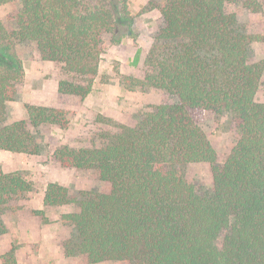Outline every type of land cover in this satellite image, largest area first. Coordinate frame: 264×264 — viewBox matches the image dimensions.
Listing matches in <instances>:
<instances>
[{"label":"trees","instance_id":"obj_1","mask_svg":"<svg viewBox=\"0 0 264 264\" xmlns=\"http://www.w3.org/2000/svg\"><path fill=\"white\" fill-rule=\"evenodd\" d=\"M18 1L16 28L0 21V150L34 155L42 125L65 128L67 112L26 105V117L7 122L23 68L13 40L33 41L43 60L58 62L67 76L61 95L86 97L99 73L104 35L116 37L126 18L127 0ZM240 4L264 13V0H152L164 23L144 60L143 77H121L125 88H154L175 95L177 104H158L133 126L120 125L94 147L61 146L53 157L62 168L91 171L109 185L108 193L72 195L54 182L46 185L43 206L77 205L60 215L73 228L62 244L66 257L84 264H264V103L255 100L264 58L249 59L250 45L264 41L239 28L226 12ZM197 110L231 114L238 139L221 165L194 118ZM207 164L211 188L197 190L183 167ZM17 172L0 171V236L3 213L29 192ZM13 264V250L1 257Z\"/></svg>","mask_w":264,"mask_h":264},{"label":"rangeland","instance_id":"obj_2","mask_svg":"<svg viewBox=\"0 0 264 264\" xmlns=\"http://www.w3.org/2000/svg\"><path fill=\"white\" fill-rule=\"evenodd\" d=\"M152 0H127L126 18L118 21L115 32L119 42L104 35L105 49L99 62V73L91 92L84 98L61 95L57 84L67 76L58 62L43 60L36 44L29 40H13V49L23 68V78L17 84L12 101L6 103L7 122L25 119L26 105L44 106L67 112L68 125H42L35 135L40 151L37 154L12 153L0 150V171L17 172L31 185L29 192L15 198L2 216L6 227L0 236L1 257L13 250V264H84L80 257H66L62 244L70 239L73 228L60 221V215L75 212L77 205L43 206L42 198L48 183L65 187L72 195L83 191L108 193L107 183L99 181L91 171L62 168L53 157L61 146L84 148L98 146L105 135L118 131L120 125L133 126L145 113L158 104H177L178 99L165 91L149 88H125L123 76L142 78L144 60L164 23ZM18 1L0 5V21L8 32L16 28L14 14ZM236 16L237 24L251 35L264 34V13H253L240 4L226 7ZM264 58V41L250 45L249 59ZM264 103V72L255 95ZM194 118L216 152V164L221 165L238 139V127L229 113L220 115L197 110ZM188 182L197 190L211 188L210 167L207 164H188L183 167ZM98 264H125L105 261Z\"/></svg>","mask_w":264,"mask_h":264}]
</instances>
